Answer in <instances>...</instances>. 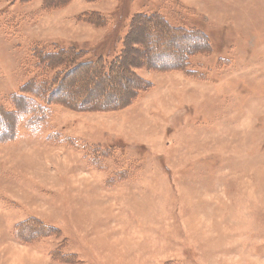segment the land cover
<instances>
[{
  "label": "rangeland",
  "instance_id": "rangeland-1",
  "mask_svg": "<svg viewBox=\"0 0 264 264\" xmlns=\"http://www.w3.org/2000/svg\"><path fill=\"white\" fill-rule=\"evenodd\" d=\"M53 4L0 0V131L14 130V95L63 64L48 52L113 60L138 13L205 36L136 20L131 35L155 46L131 41L111 77L70 72L54 100L76 111L54 107L39 134L23 120L0 143V264H264V0ZM92 12L107 23L82 19ZM65 139L123 148L120 164L94 167Z\"/></svg>",
  "mask_w": 264,
  "mask_h": 264
},
{
  "label": "trees",
  "instance_id": "trees-1",
  "mask_svg": "<svg viewBox=\"0 0 264 264\" xmlns=\"http://www.w3.org/2000/svg\"><path fill=\"white\" fill-rule=\"evenodd\" d=\"M50 1V0H48ZM65 0H54V5H56V7H58L59 5H63ZM46 8H50L47 7ZM102 15H100L99 13H89L86 14L82 17V19H84L85 21H94V22H100L102 24L105 25V23L107 22H103L102 19ZM146 19L148 21V24H150L149 27H151V29H153V31L157 29H159L161 32L163 33H183L184 35L186 34H190L191 36L197 31L195 30H187L185 28H178L176 26H173L170 22L167 21V19L163 16V15H157V14H143V13H138L132 20L131 22V27H130V32L128 34V36L125 38L123 46H122V51L117 54V56H115L113 58V60H109L105 57L104 54H100L97 57L94 56V53L88 52V51H80V50H76L75 47L69 48V49H58L55 52H48L47 54L43 55V59H57V57H60L61 59V63L62 60L63 64L60 65V68H55L54 72H56L51 78H46L45 80L39 82V83H30L27 87L21 88V91L19 94H15L14 98L17 99H23L21 101L16 100L17 103L19 104H24L25 108H19L17 103L14 102V106H15V111H13L12 114H15V119L13 118V121L15 123V127L14 130L12 129L11 132H6V128L5 125L2 123V127L4 128V130L0 131V143L4 142L6 140H11L10 138L14 139L19 135L20 131H18L19 128V123H21L23 120H25L26 122V127L25 129L27 131H29L30 133L33 134H39L43 131L44 125L47 124V121L51 119L52 114H53V109L54 107H62V108H66L67 111H71V112H75L76 110L71 109L70 107L60 104V103H55L56 100H54L55 98H57L56 96L59 95L60 93V84H61V80L63 78H65V76L67 74H69L70 72L77 70L80 67H84V68H88L90 70H97L98 72L102 73V78L105 77H111L113 75V73H115V68L117 66L124 68V69H128L129 68V61L132 58L129 57V50L131 49V47L134 46L131 45V41L134 42H141L142 44L145 43H149L151 45H156L153 43H156V40H154L153 37L150 38V40L148 41L147 38H145L144 40H138L139 39V34H137V36L131 35L132 34V27L133 24L136 20H143ZM153 22V23H150ZM139 27H141V25L138 24ZM138 27L137 31H141L143 30L144 27H141V29ZM136 31V30H135ZM198 34H202L201 36H205L203 35L202 32L197 31ZM130 39V43L128 44V41ZM205 38H200L199 40L201 41V45L202 43H204L203 41ZM207 44V41H206ZM128 45V47H127ZM194 47V46H193ZM200 48L203 46H199ZM191 50H193V48H191ZM189 54V53H188ZM71 57V59H75V64L73 66H71L70 62H66L67 59L66 57ZM189 56V57H188ZM186 57L188 58V60L185 59V65L186 67L189 64V58L190 55H186ZM63 58V59H62ZM140 62V60H138ZM136 62V61H135ZM137 62V64L139 63ZM56 63V62H55ZM43 65L46 66V69L48 72L51 71V69L53 68L52 65L48 62V60L46 62L43 63ZM71 66V67H70ZM171 67V66H170ZM185 67V68H186ZM172 68V67H171ZM99 75V74H98ZM61 79V80H60ZM57 81V82H56ZM60 81V82H59ZM56 84V85H55ZM144 83H141V87L144 86ZM55 85V86H54ZM54 86V87H53ZM34 87V91L30 92V90H32V88ZM140 87V89H138L137 91H133L132 90V95H134L135 92V97L133 99H130V105H133L139 98V96L142 94L143 90ZM27 89V91H25L24 89ZM29 91V92H28ZM23 94V95H21ZM33 96L31 98H29L30 96ZM13 98V99H14ZM57 102V101H56ZM98 107H102L101 102L98 103ZM118 108L120 106H117ZM8 114H11V112H6ZM82 113V112H81ZM49 140L55 142V143H60V141H62V136L60 133H52L49 137ZM70 141H72V143L78 148V149H84L86 152V159L90 161V164L93 165L94 167H98L101 168L103 166V164H105L107 162V160L112 159L114 160L115 164L117 166H119V162L121 161V157L119 156L117 157V152L119 153V150L121 151V155L123 153V148L117 149L115 151H113L115 149V147H110V151L107 148H103L102 146H93V147H83L81 145H79L78 143H76V141L70 140V139H65L64 143H69ZM125 162V161H124ZM130 172V168L128 167L127 163H123L122 165H120L118 171L116 172V174L113 175V177L111 178V182H114V180H122L123 178H125Z\"/></svg>",
  "mask_w": 264,
  "mask_h": 264
}]
</instances>
